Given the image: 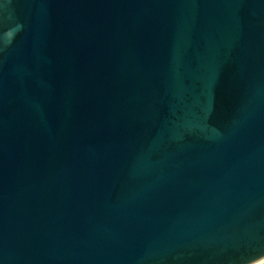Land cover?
<instances>
[{
	"label": "water",
	"instance_id": "water-1",
	"mask_svg": "<svg viewBox=\"0 0 264 264\" xmlns=\"http://www.w3.org/2000/svg\"><path fill=\"white\" fill-rule=\"evenodd\" d=\"M264 258V0H0V264Z\"/></svg>",
	"mask_w": 264,
	"mask_h": 264
},
{
	"label": "bare ground",
	"instance_id": "bare-ground-1",
	"mask_svg": "<svg viewBox=\"0 0 264 264\" xmlns=\"http://www.w3.org/2000/svg\"><path fill=\"white\" fill-rule=\"evenodd\" d=\"M262 263H264V258L263 259H261V260H259V261H257L256 263H254V264H262Z\"/></svg>",
	"mask_w": 264,
	"mask_h": 264
},
{
	"label": "built area",
	"instance_id": "built-area-1",
	"mask_svg": "<svg viewBox=\"0 0 264 264\" xmlns=\"http://www.w3.org/2000/svg\"><path fill=\"white\" fill-rule=\"evenodd\" d=\"M262 264H264V263H262Z\"/></svg>",
	"mask_w": 264,
	"mask_h": 264
}]
</instances>
